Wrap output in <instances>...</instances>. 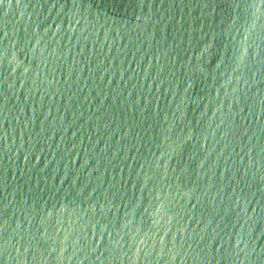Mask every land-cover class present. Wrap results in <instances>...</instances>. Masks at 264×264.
I'll return each instance as SVG.
<instances>
[{
  "label": "water",
  "instance_id": "1",
  "mask_svg": "<svg viewBox=\"0 0 264 264\" xmlns=\"http://www.w3.org/2000/svg\"><path fill=\"white\" fill-rule=\"evenodd\" d=\"M0 264H264V0H0Z\"/></svg>",
  "mask_w": 264,
  "mask_h": 264
}]
</instances>
